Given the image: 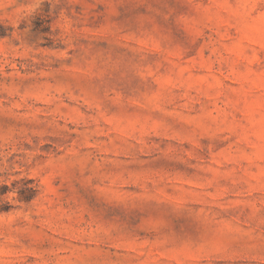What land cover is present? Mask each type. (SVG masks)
<instances>
[{"label": "rangeland", "instance_id": "obj_1", "mask_svg": "<svg viewBox=\"0 0 264 264\" xmlns=\"http://www.w3.org/2000/svg\"><path fill=\"white\" fill-rule=\"evenodd\" d=\"M0 264H264V0H0Z\"/></svg>", "mask_w": 264, "mask_h": 264}, {"label": "trees", "instance_id": "obj_2", "mask_svg": "<svg viewBox=\"0 0 264 264\" xmlns=\"http://www.w3.org/2000/svg\"><path fill=\"white\" fill-rule=\"evenodd\" d=\"M30 192H35V190L32 188L31 190H30ZM28 199H32L31 197H28Z\"/></svg>", "mask_w": 264, "mask_h": 264}]
</instances>
